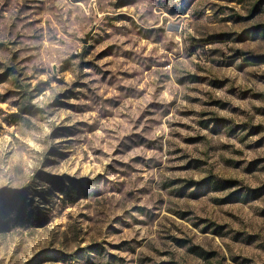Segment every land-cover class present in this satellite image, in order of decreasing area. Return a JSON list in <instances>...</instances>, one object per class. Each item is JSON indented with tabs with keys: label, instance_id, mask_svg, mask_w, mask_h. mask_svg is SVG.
Instances as JSON below:
<instances>
[{
	"label": "rangeland",
	"instance_id": "1",
	"mask_svg": "<svg viewBox=\"0 0 264 264\" xmlns=\"http://www.w3.org/2000/svg\"><path fill=\"white\" fill-rule=\"evenodd\" d=\"M0 264H264V0H0Z\"/></svg>",
	"mask_w": 264,
	"mask_h": 264
}]
</instances>
